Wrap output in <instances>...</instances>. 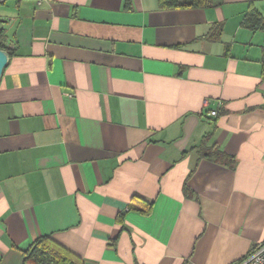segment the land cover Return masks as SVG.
<instances>
[{
    "label": "crops",
    "instance_id": "0c3cea01",
    "mask_svg": "<svg viewBox=\"0 0 264 264\" xmlns=\"http://www.w3.org/2000/svg\"><path fill=\"white\" fill-rule=\"evenodd\" d=\"M212 1L0 3V264L42 237L85 264H233L264 242V0ZM210 133L234 168L202 157Z\"/></svg>",
    "mask_w": 264,
    "mask_h": 264
},
{
    "label": "trees",
    "instance_id": "16d2710c",
    "mask_svg": "<svg viewBox=\"0 0 264 264\" xmlns=\"http://www.w3.org/2000/svg\"><path fill=\"white\" fill-rule=\"evenodd\" d=\"M163 8L166 9H182L194 8L202 9L213 6L212 0H159ZM220 25L214 26L213 30H221ZM0 49L7 51L11 58L14 51L10 47V41L4 29L0 28ZM213 133L205 137L201 145V155L204 159L213 163L225 165L229 168H234L235 159L228 155L217 145L208 147L207 143L211 139ZM138 199H134L129 207V210H137L145 215H150L153 210V203L142 202L145 209L138 208ZM22 264H85L83 260L70 253L60 245L53 242L48 237L37 239L32 246L23 253Z\"/></svg>",
    "mask_w": 264,
    "mask_h": 264
},
{
    "label": "built area",
    "instance_id": "2783aa9c",
    "mask_svg": "<svg viewBox=\"0 0 264 264\" xmlns=\"http://www.w3.org/2000/svg\"><path fill=\"white\" fill-rule=\"evenodd\" d=\"M5 0H0L2 3ZM218 112L212 111L209 113V116L216 117ZM233 264H264V242L258 244L251 253L243 260L237 261Z\"/></svg>",
    "mask_w": 264,
    "mask_h": 264
},
{
    "label": "water",
    "instance_id": "95a60500",
    "mask_svg": "<svg viewBox=\"0 0 264 264\" xmlns=\"http://www.w3.org/2000/svg\"><path fill=\"white\" fill-rule=\"evenodd\" d=\"M10 60H11L10 54L5 50L0 49V84L4 75V71L8 66Z\"/></svg>",
    "mask_w": 264,
    "mask_h": 264
}]
</instances>
